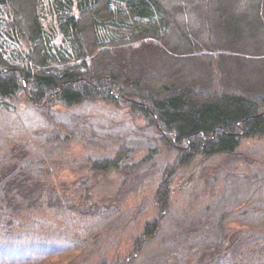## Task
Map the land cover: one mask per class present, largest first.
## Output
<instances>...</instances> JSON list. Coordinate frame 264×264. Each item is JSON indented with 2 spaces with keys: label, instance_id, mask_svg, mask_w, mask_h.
<instances>
[{
  "label": "trees",
  "instance_id": "1",
  "mask_svg": "<svg viewBox=\"0 0 264 264\" xmlns=\"http://www.w3.org/2000/svg\"><path fill=\"white\" fill-rule=\"evenodd\" d=\"M182 253L264 264V0H0V264Z\"/></svg>",
  "mask_w": 264,
  "mask_h": 264
},
{
  "label": "rangeland",
  "instance_id": "2",
  "mask_svg": "<svg viewBox=\"0 0 264 264\" xmlns=\"http://www.w3.org/2000/svg\"><path fill=\"white\" fill-rule=\"evenodd\" d=\"M79 153H80V148L73 147L72 149H70L69 157L76 159L79 157ZM121 179H122V175L118 172H114L112 174H109L103 177L101 176L97 178V180L94 182L93 187L89 191V194H88L89 196L87 197V192H86V195L83 193L81 195L76 196L75 194L74 196L76 197V201L80 203L82 199L89 198L90 199L89 201L92 202L93 204H98V205L108 204L114 199L115 194L118 191V188L120 186ZM70 183L72 182L70 181ZM67 187L71 188L67 191L68 195L73 196V193H74L72 191L73 186H71L70 184ZM129 203L133 204V202H129ZM44 217L45 216L43 215V213L36 214V219L51 220L50 216H46L45 217L46 219ZM185 258L186 256L184 255V253H182V254H179L175 259H171L167 264H183V262L185 264ZM186 264H189V263L187 262Z\"/></svg>",
  "mask_w": 264,
  "mask_h": 264
}]
</instances>
